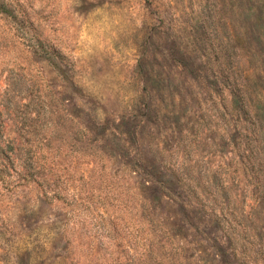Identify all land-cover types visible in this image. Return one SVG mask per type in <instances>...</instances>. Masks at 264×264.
Listing matches in <instances>:
<instances>
[{"label":"rangeland","instance_id":"374dc122","mask_svg":"<svg viewBox=\"0 0 264 264\" xmlns=\"http://www.w3.org/2000/svg\"><path fill=\"white\" fill-rule=\"evenodd\" d=\"M233 243L264 264V0H0V264Z\"/></svg>","mask_w":264,"mask_h":264},{"label":"trees","instance_id":"16d2710c","mask_svg":"<svg viewBox=\"0 0 264 264\" xmlns=\"http://www.w3.org/2000/svg\"><path fill=\"white\" fill-rule=\"evenodd\" d=\"M233 90H235L234 95H236L237 98H240V97H239V96H240V91H238L239 88L236 86V87H233ZM239 101H240V99H239ZM239 103H240V107H239V109H241V106H242L241 101H240ZM247 241H248V239H247ZM248 242H249V241H248ZM261 243H262V241H260L259 244H261ZM234 248H235V245H234V243H233V245H230V249H231V254H232L233 257H234V261H236L237 264H248L247 262H249V261H243V260L239 259L238 257H235V256H234ZM249 249H250V248H249ZM245 250H246V248L244 247V252H245ZM250 250H251V249H250ZM246 255L249 256V253H247ZM235 264H236V263H235Z\"/></svg>","mask_w":264,"mask_h":264}]
</instances>
